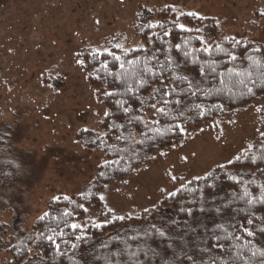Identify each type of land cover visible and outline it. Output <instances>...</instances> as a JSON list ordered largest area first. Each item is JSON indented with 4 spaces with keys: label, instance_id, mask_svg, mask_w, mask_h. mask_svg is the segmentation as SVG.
Returning a JSON list of instances; mask_svg holds the SVG:
<instances>
[{
    "label": "trees",
    "instance_id": "1",
    "mask_svg": "<svg viewBox=\"0 0 264 264\" xmlns=\"http://www.w3.org/2000/svg\"><path fill=\"white\" fill-rule=\"evenodd\" d=\"M216 31L215 17L177 14L166 6L157 12V21L138 31L143 46L83 48L82 69L90 85L103 91L106 106L103 141L87 144L100 148L106 160L95 167L87 191L50 198L28 230L19 227L18 235L7 236L12 225L0 219V264H264V232L259 230L264 228V132L231 161L192 178L137 215H114L101 197L106 185L125 181L156 150L180 142L187 126L232 117L264 94V45L232 35L204 42L202 34ZM205 45L208 51L203 50ZM225 52L237 59L231 61ZM115 56L121 59L114 60ZM133 60L135 64L128 63ZM145 66L149 73H142ZM137 74L148 80L136 94L145 101L143 106L127 92L129 86L134 92L139 87ZM185 75L188 80L181 79ZM189 80L198 87L190 89ZM157 88L161 91L155 92ZM170 90V95L162 96ZM150 95L156 101H150ZM176 99L182 104L176 105ZM153 102L166 114L151 108ZM177 124L183 131L176 130ZM11 200L0 178V214L11 209ZM88 207L98 209V217L85 218ZM152 226L163 228L166 236L160 237Z\"/></svg>",
    "mask_w": 264,
    "mask_h": 264
},
{
    "label": "rangeland",
    "instance_id": "2",
    "mask_svg": "<svg viewBox=\"0 0 264 264\" xmlns=\"http://www.w3.org/2000/svg\"><path fill=\"white\" fill-rule=\"evenodd\" d=\"M166 6L215 17L217 31L202 34L206 43L232 35L264 45V0H0V178L12 199L0 219L12 225L7 236L28 230L50 198L87 191L106 160L87 144L103 141L106 106L82 69L83 48L143 46L138 31ZM85 129L91 132L79 139ZM263 132L264 94L232 117L184 128L180 142L156 150L125 181L106 185L105 207L137 215L231 161ZM86 211L85 218L99 215Z\"/></svg>",
    "mask_w": 264,
    "mask_h": 264
},
{
    "label": "snow or ice",
    "instance_id": "3",
    "mask_svg": "<svg viewBox=\"0 0 264 264\" xmlns=\"http://www.w3.org/2000/svg\"><path fill=\"white\" fill-rule=\"evenodd\" d=\"M189 15H193V16H195L196 14H195V13H189ZM179 27H180L182 30L188 31V29H185L183 25H179ZM116 47H120V45L117 44ZM176 48L179 49V48H180V45H176ZM203 50H204V51H208V50H209L208 47H207V45L204 46V49H203ZM219 50H220V51H224L222 48L219 49ZM125 55H127V53H125ZM184 55H185L186 58L188 57V53H187V52H185ZM225 55L229 56V58H230L231 61H235V60L237 59V57H236L234 54H232V53L225 52ZM120 59H121V58L118 57V56H115V57H114V60L119 61ZM249 59H251V57H249ZM80 63H83V61H80ZM128 63H129V64H135L136 61H134V60H133V61H128ZM105 67H107V65H106ZM120 68H121V69L124 68V64H123V63L120 64ZM213 71H215V69H213ZM149 72H150V69H149L147 66H145V68L142 70V73H144V74L149 73ZM200 72L203 74V73H204V69L201 68V69H200ZM229 72H231V70H229ZM120 75H121V76H126L127 74L121 72ZM151 75H152V76H155V73H152ZM221 75H223V74H221ZM181 79H183V80H188V77L185 75V76H182ZM188 83H189V88H190V89H191V88H197V87H198L197 84H194V83H193L192 81H190V80L188 81ZM137 84L139 85V87H136V88H135V92H134V88H133V86H129V87L127 88V92H128V93H134L135 98L138 100V102L141 104V106H143V104L145 103V101L141 100V99L139 98V96L136 95V94L139 93L140 89H142V88H144V87H146V86L148 85V80L145 79V77H144L143 74H137ZM262 86H264V85H262ZM154 91H155V92H160L161 89H160V88H157V89H155ZM251 91H252V90L249 89V92H251ZM170 94H171V90H170L168 93H162V96H163V95H170ZM192 94L195 95L196 93L193 92ZM106 95L111 96V95H114V94H113V93H106ZM205 95H207V93H206ZM156 99H157V98H156L154 95H150V96H149V100H150V101H156ZM159 102L162 103V104H165V105L168 104V101H167V100H164V99H161ZM182 102H183L182 99H176V100H175V104H176V105H181ZM124 103H127V101H125ZM149 106H150L151 108L155 109L156 111L162 113V114H166V113H165V108H163V107H161V108H157L155 102L151 103ZM121 107H122V109H123V111H124L125 113L129 112V108H128V107H124L123 104L121 105ZM195 107H196L197 109H200V108H201V105H196ZM189 110H191V109H189ZM179 114H180V115H183V111H181ZM172 119L175 120L176 117L173 116ZM129 122L131 123L132 120L130 119ZM174 127H175L176 130H178V131H183V128H182L180 125H178V124H177V125H174ZM169 130H171V129H169ZM85 131H87V129H85ZM157 131L159 132V130H157ZM221 167H223V165H221ZM262 202H264V201H262ZM188 214L191 215V210H188ZM119 219H124V217H119ZM261 219H264V218H261ZM247 223H248V224H251V223H253V221H252V220H248ZM72 227H73V228H76V227H78V225L73 224ZM152 227L155 229V231L158 233V235H159L160 237H165V236H166V231H165L163 228H155V226H152ZM259 230L262 231V232H264V228H260ZM247 235H248V236H252V235H253V232L249 231V232H247ZM49 239H51V237H49ZM78 239H79V237H78ZM217 239H218V238H217ZM261 255L264 256V251L261 252Z\"/></svg>",
    "mask_w": 264,
    "mask_h": 264
}]
</instances>
